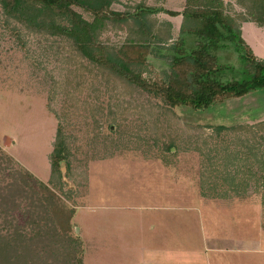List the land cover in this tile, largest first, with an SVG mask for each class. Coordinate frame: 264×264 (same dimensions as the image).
<instances>
[{"label": "rangeland", "instance_id": "obj_1", "mask_svg": "<svg viewBox=\"0 0 264 264\" xmlns=\"http://www.w3.org/2000/svg\"><path fill=\"white\" fill-rule=\"evenodd\" d=\"M201 2L115 0L113 11L153 12L140 23H106L99 41L146 44L142 78L166 83L173 47L194 40V20L181 15ZM222 3L241 28L244 10L234 0ZM246 34L254 56L264 59L257 38ZM218 56L220 65L239 66L230 49ZM58 125L68 156L52 178L48 156ZM0 152L32 176L24 180L45 184L74 212L70 234L80 240L82 230L83 264H142L146 254L165 251L170 264H264V90L206 110L169 107L82 59L66 40L5 23L0 11ZM165 166L175 167L167 174ZM170 173L184 181L166 186ZM12 180L0 174L1 185ZM19 202L14 215L21 225L29 201Z\"/></svg>", "mask_w": 264, "mask_h": 264}, {"label": "trees", "instance_id": "obj_2", "mask_svg": "<svg viewBox=\"0 0 264 264\" xmlns=\"http://www.w3.org/2000/svg\"><path fill=\"white\" fill-rule=\"evenodd\" d=\"M114 1L0 0V11L5 23L20 25L29 33H46L66 40L82 59L161 98L169 107L206 110L216 102L264 90V59L254 56L241 37L239 25L224 13L222 0H203L198 10L184 11L181 15L194 20V29L189 30L193 44L184 49L173 47L175 54L171 57L168 82L160 84L147 82L141 76L146 63V44L110 47L99 41V32L106 23L131 19L140 23L144 22L145 13L153 12L143 6L131 13L113 11L110 7ZM234 1L244 10L240 23L251 22L264 28V0ZM75 9L88 13L92 20H86ZM228 49L236 54L238 67L218 63V52ZM225 74L230 78H224ZM238 75L243 78L237 79ZM67 156L65 137L58 125L48 156L52 178L59 177ZM0 174L13 179L10 184H0V264H17L18 260L33 264L35 257L50 258L51 264H82L81 242L70 234L74 212L66 210L45 184L24 180V175L32 176L15 170L12 159L1 152ZM17 178L23 180L22 187L16 184ZM25 197L29 202L24 214L19 212L24 218L20 225L14 213L20 208L19 200ZM8 224L11 227L2 231ZM36 244L38 252L34 248Z\"/></svg>", "mask_w": 264, "mask_h": 264}, {"label": "crops", "instance_id": "obj_3", "mask_svg": "<svg viewBox=\"0 0 264 264\" xmlns=\"http://www.w3.org/2000/svg\"><path fill=\"white\" fill-rule=\"evenodd\" d=\"M240 31L242 33V39L247 43V45L252 49L251 45L248 43V41H246L244 39V32L246 31L247 34H249L251 36V38L255 37L257 38V44L259 45L260 49L262 50L264 48V29L260 28V27H257L255 24L251 23V22H243L242 25H241V28H240ZM263 33V34H262ZM258 38H261V41L259 42ZM253 50V49H252ZM264 54V53H263ZM262 54V55H263ZM176 165H178V163H176ZM175 167V166H174ZM173 166H165L164 167V170H166L167 174L169 173V169L172 171V169L174 168ZM165 172V173H166ZM171 175H175L174 177H172V180L171 181H165V185L166 186H169L171 184H181V182L184 181V179L181 177V175L179 176L178 173H170ZM162 180V179H161ZM164 182V180L162 181V183ZM171 183V184H169ZM164 184V183H163ZM184 184V183H183ZM165 185H161V186H165ZM162 190H163V187H162ZM159 196L161 198H165V196L163 194H159ZM155 208H159V207H155ZM162 210H160L161 212L166 209L165 207H160ZM152 221L150 222V225L151 227L152 226ZM163 228V227H162ZM80 231V235H81V246L83 247L84 245V242L85 241V238L82 234V230H79ZM168 255V252L165 251V253H160V254H156V255H153V253L151 255L146 254L145 257H144V261H142V264H170L167 259H165ZM173 257H176L174 255H172V258ZM85 258V255H84V252H83V248H82V264H83V260ZM183 262V260H182ZM171 263H174V264H182L181 262L178 261L175 262L173 259L171 260Z\"/></svg>", "mask_w": 264, "mask_h": 264}, {"label": "bare ground", "instance_id": "obj_4", "mask_svg": "<svg viewBox=\"0 0 264 264\" xmlns=\"http://www.w3.org/2000/svg\"><path fill=\"white\" fill-rule=\"evenodd\" d=\"M245 36H247V37H249V39H250V36H249V34H246ZM254 44H257V41H255V43ZM258 45V44H257Z\"/></svg>", "mask_w": 264, "mask_h": 264}]
</instances>
